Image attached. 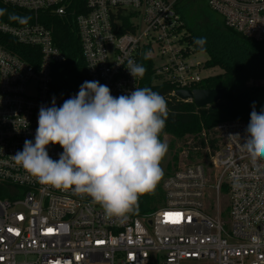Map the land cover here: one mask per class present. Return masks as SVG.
Segmentation results:
<instances>
[{
  "label": "built area",
  "instance_id": "2783aa9c",
  "mask_svg": "<svg viewBox=\"0 0 264 264\" xmlns=\"http://www.w3.org/2000/svg\"><path fill=\"white\" fill-rule=\"evenodd\" d=\"M1 1L32 19L0 23L2 33L31 47L23 58L0 45V264H264V159H253L243 148L245 120H223L198 132L197 142L189 144L194 152L204 151L203 158L164 175L161 205L124 222L106 219L90 197L40 184L18 165L14 155L25 140L34 143L40 107H50L53 99L59 107L75 96L54 91L52 66L65 56L41 16H67L82 4ZM176 3L85 0L75 27L86 81L107 85L114 97L127 95L141 80L130 75L127 60L140 64L150 53L155 74L173 86L172 96L179 98L177 89L197 88L207 76L191 59L194 48L184 40ZM206 5L227 27L264 40V0ZM46 147L58 160L61 146Z\"/></svg>",
  "mask_w": 264,
  "mask_h": 264
},
{
  "label": "clouds",
  "instance_id": "9594fccd",
  "mask_svg": "<svg viewBox=\"0 0 264 264\" xmlns=\"http://www.w3.org/2000/svg\"><path fill=\"white\" fill-rule=\"evenodd\" d=\"M206 42L194 40L201 51ZM126 68L134 79L146 72L131 58ZM251 107L243 148L253 159H264V107ZM169 111L165 98L149 87L114 97L107 85L84 81L61 106L53 99L50 107H40L34 143L25 140L14 159L40 184L90 197L106 219L124 222L163 177L168 145L160 135ZM50 144L63 149L58 160L49 156Z\"/></svg>",
  "mask_w": 264,
  "mask_h": 264
},
{
  "label": "trees",
  "instance_id": "16d2710c",
  "mask_svg": "<svg viewBox=\"0 0 264 264\" xmlns=\"http://www.w3.org/2000/svg\"><path fill=\"white\" fill-rule=\"evenodd\" d=\"M82 7L67 16L42 15L41 20L51 29L55 45L64 54V60L52 66V85L56 93L75 95L80 85L86 81L84 60L75 27V15L83 10L85 0H77ZM196 5V12L192 6ZM176 8L181 14L186 28L184 40L191 44L194 51L200 47L194 44L199 37H206L204 52L207 53L205 67L219 66L221 72L201 79L197 88H225L223 97L215 106L197 107L193 101L181 100L170 94L173 86L167 82H155L160 77L153 70L150 59H140L146 72L140 80V87H149L160 93L167 101L169 115L160 139L165 135L183 138L188 133L202 129L210 130L223 120H250L252 103L258 111L264 107V84L245 83L250 71L264 67V40L255 41L227 27L223 19L212 11L202 0H177ZM31 14L0 0V23L23 24L31 21ZM0 45L12 53L26 58L31 47L19 43L14 37L0 31ZM28 59V57H27ZM202 142V140H200ZM161 180L154 194L139 197L138 210L145 212L162 198Z\"/></svg>",
  "mask_w": 264,
  "mask_h": 264
},
{
  "label": "rangeland",
  "instance_id": "374dc122",
  "mask_svg": "<svg viewBox=\"0 0 264 264\" xmlns=\"http://www.w3.org/2000/svg\"><path fill=\"white\" fill-rule=\"evenodd\" d=\"M206 5V0H202ZM193 11H191V15L196 12V5L192 6ZM194 12V13H193ZM191 59L196 61L200 64L201 75L208 76L220 73L222 70L219 66L214 67H205V61L207 60V53L201 50H196L193 52ZM155 82H163V77L154 79ZM247 84L253 83H261L264 84V67L255 68L250 71L249 78L245 82ZM198 133V132H197ZM197 133H188L183 138H176L172 135H165L163 138V142H166L168 145V151L164 159L162 160L161 167L163 169V177L168 172L172 171L173 169L177 168L181 165L190 164L196 162L203 158L204 151H197L194 152L191 149L192 144L190 145L189 142H197L198 134ZM197 134V135H196ZM162 177V178H163ZM160 202H156L152 207H158ZM183 264H214L209 260H202V261H186Z\"/></svg>",
  "mask_w": 264,
  "mask_h": 264
},
{
  "label": "water",
  "instance_id": "95a60500",
  "mask_svg": "<svg viewBox=\"0 0 264 264\" xmlns=\"http://www.w3.org/2000/svg\"><path fill=\"white\" fill-rule=\"evenodd\" d=\"M225 88L177 89L175 94L181 99H191L197 107L215 106L223 97Z\"/></svg>",
  "mask_w": 264,
  "mask_h": 264
},
{
  "label": "snow or ice",
  "instance_id": "6c2138e0",
  "mask_svg": "<svg viewBox=\"0 0 264 264\" xmlns=\"http://www.w3.org/2000/svg\"><path fill=\"white\" fill-rule=\"evenodd\" d=\"M166 215H170V214H166ZM176 215L179 216V214H176ZM49 231H51V229Z\"/></svg>",
  "mask_w": 264,
  "mask_h": 264
}]
</instances>
